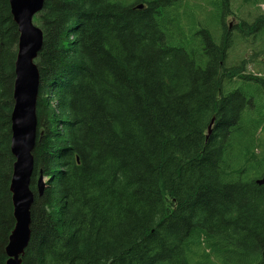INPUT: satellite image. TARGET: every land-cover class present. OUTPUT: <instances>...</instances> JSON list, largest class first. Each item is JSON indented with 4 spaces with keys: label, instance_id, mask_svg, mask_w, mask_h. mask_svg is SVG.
Listing matches in <instances>:
<instances>
[{
    "label": "trees",
    "instance_id": "obj_1",
    "mask_svg": "<svg viewBox=\"0 0 264 264\" xmlns=\"http://www.w3.org/2000/svg\"><path fill=\"white\" fill-rule=\"evenodd\" d=\"M145 1L45 0L35 17L44 44L22 264H264V118L248 116L264 78L225 91L241 69L227 66V6L204 24L193 7L182 20V0ZM10 3L0 0V264L16 223Z\"/></svg>",
    "mask_w": 264,
    "mask_h": 264
},
{
    "label": "water",
    "instance_id": "obj_2",
    "mask_svg": "<svg viewBox=\"0 0 264 264\" xmlns=\"http://www.w3.org/2000/svg\"><path fill=\"white\" fill-rule=\"evenodd\" d=\"M45 0H9L12 16L18 25L19 43L15 62L14 108L11 115V151L15 157L11 180L15 227L10 235L6 251L7 264H22L31 240L32 205L35 196L31 190L34 172L33 151L37 141V101L41 74L36 63L44 44L43 29L34 18L44 7ZM138 7L141 9L143 5ZM215 118L209 126L212 132ZM264 185V174L256 180ZM38 194L43 195L46 181L40 177ZM264 260V250L262 252Z\"/></svg>",
    "mask_w": 264,
    "mask_h": 264
},
{
    "label": "rangeland",
    "instance_id": "obj_3",
    "mask_svg": "<svg viewBox=\"0 0 264 264\" xmlns=\"http://www.w3.org/2000/svg\"><path fill=\"white\" fill-rule=\"evenodd\" d=\"M130 4L136 3V5L142 4L143 7L148 6L145 0H126ZM210 0H182L180 12L182 20H184L185 13H189L191 7L197 8L193 11L196 13V19L202 23H210L211 20H215L213 13L216 9L209 5ZM128 3V4H129ZM227 8L225 9V25L232 33L233 46L229 51V56L227 58V66H233L241 64V69L239 74L233 78L234 82H225V91H229L235 88L242 87L243 78L242 75H254L262 76L264 78V19L261 22L263 28L261 27V32L259 35H251L249 29L252 23H254L258 18H264V0H226ZM215 15V14H214ZM186 20V19H185ZM36 24H39L37 18L34 19ZM245 22V25L242 23ZM215 39L219 40L222 34V28L219 26H212ZM242 28L241 31L238 29ZM254 82V81H252ZM256 87V86H255ZM258 91V90H257ZM261 93V91H259ZM256 106H251V114L249 117L264 118V96L258 101L255 100ZM258 149L256 148V153H260L261 148L264 144V125L262 131H259L257 135ZM264 174V173H262ZM260 174L258 177L262 176Z\"/></svg>",
    "mask_w": 264,
    "mask_h": 264
},
{
    "label": "flooded vegetation",
    "instance_id": "obj_4",
    "mask_svg": "<svg viewBox=\"0 0 264 264\" xmlns=\"http://www.w3.org/2000/svg\"><path fill=\"white\" fill-rule=\"evenodd\" d=\"M209 5L210 6L212 5L215 9L218 10V9L222 8L223 5L226 6L227 3H226V0H210ZM215 13H216V11H215ZM214 14H213V16L215 17L217 14H215V15ZM214 19L219 20L216 17ZM262 19H264V18H262ZM220 20H221V18H220Z\"/></svg>",
    "mask_w": 264,
    "mask_h": 264
}]
</instances>
